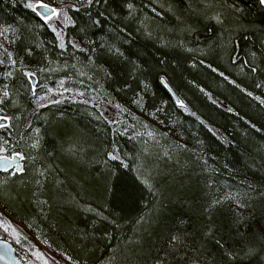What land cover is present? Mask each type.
Wrapping results in <instances>:
<instances>
[{
  "label": "trees",
  "instance_id": "obj_1",
  "mask_svg": "<svg viewBox=\"0 0 264 264\" xmlns=\"http://www.w3.org/2000/svg\"><path fill=\"white\" fill-rule=\"evenodd\" d=\"M39 1L0 0V28L11 25L16 30L0 40L11 39L9 51L18 52L30 70L51 69L37 72L36 91L40 95L48 91L61 101L38 108L34 97L21 94L18 105H8L0 113L15 116L10 129H0V144L11 132L5 154L14 149L32 156L25 173L9 176V172H0V220L14 223L16 218L28 231L17 237L12 229L6 231L0 225V238L12 241L25 264H44L36 256L37 248L56 264H152L164 255L161 249H166L169 234L179 231L187 234L190 245H203V251L211 253L209 259L215 257L218 264H224L216 239L227 241L230 248L239 247L246 229L239 227L238 219L255 227L259 236V224L264 223V200L259 196L249 199L250 207L241 209L239 218L236 205L229 201L209 210L212 199L222 192L264 185V104L255 98H264V87H256L264 82V35L260 31L264 6L259 0H160L159 4L135 0L139 11L125 21L131 37L121 33L132 44L109 39L123 46L142 68L122 65L115 80L102 78L110 55L98 58V67L87 63L91 53L69 47L60 55L64 50L59 49L58 40L53 43V20L51 26L39 28L48 22L25 6ZM43 2L62 6L69 0ZM123 2L112 0L111 8L119 10ZM233 2L244 9L242 14L229 8ZM215 12L222 13L224 24L211 18ZM70 14L78 25L63 22L67 40L82 39L87 46L89 39L108 34L109 25H104L103 32L86 29L85 35L80 32L88 23L85 13L72 10ZM33 41L46 47H36ZM25 46H33L31 56L24 54ZM253 51L257 52L254 60L249 55ZM233 55L238 57L235 63ZM245 60L262 67L253 73ZM8 71H13V77L3 75ZM161 77H166L196 116L179 106ZM23 79L19 66L0 65V86ZM125 81L132 84V90L123 87ZM245 88L254 95L249 96ZM135 93L143 95L141 107L131 104ZM206 93H211V99ZM116 104L130 111L123 112ZM157 108L162 111L149 115ZM92 113L115 117L117 122L97 120ZM36 127L41 129L40 147L33 149L29 145ZM146 130L157 134L163 145L146 138ZM178 144L187 148L177 149ZM113 146L126 157L127 168L105 155ZM166 152L172 158L167 172L150 171L157 161L167 167ZM42 169H48L47 179H42ZM43 200L48 203L41 205ZM209 226L215 239L207 235ZM176 259L169 257V264H176ZM239 264H264V253L255 258L241 253Z\"/></svg>",
  "mask_w": 264,
  "mask_h": 264
},
{
  "label": "snow or ice",
  "instance_id": "obj_2",
  "mask_svg": "<svg viewBox=\"0 0 264 264\" xmlns=\"http://www.w3.org/2000/svg\"><path fill=\"white\" fill-rule=\"evenodd\" d=\"M13 2H15V0H13ZM156 3L159 4L160 0H156ZM111 4L112 0H69L67 5L52 6L48 3H44L43 0H40L39 3L29 2L25 6L29 9H32L33 11H36L38 15L42 17L43 21L48 22V24L41 23L37 25V27L39 28L51 26V21L54 17L68 25L77 26L78 21L73 18V15L70 14L72 10H75L76 13H80L81 11L85 13L88 23H86L84 27L80 28V32H84L85 35L87 34L86 29H95L99 32H103L104 25H109L107 35L100 36L97 39H89L87 42V46L83 45L82 39L77 40L73 38L71 40H67L66 36L63 34V28L61 27L58 29L57 27L53 26L52 31L56 34V40H54L53 43H56L58 40L59 49L64 50L60 52L61 56L64 55V52L67 51L69 47L73 49H78L84 53H91L87 57V63L97 67L98 58L108 57L110 55L111 59L109 60V67L104 68L102 78L105 80H115L116 77L119 75L120 66L131 64L134 70H139L140 68H142V66L138 63V61L132 60L129 54H126V51L123 49V46H118L116 43L109 39V36H112L114 39L123 40L124 44H132V40L130 38L124 39L121 33L126 34L128 37H131V33L128 31V26L125 24V21L135 18L136 13L139 11L137 4L135 3V0H124L123 8L119 10H113L111 8ZM259 4L261 6H264V0H259ZM149 7H151V5H149ZM40 8L48 9V12H39ZM229 8L241 14L244 12V9L240 7L237 2H233L232 4H230ZM124 9H127L126 15L123 14ZM152 11L155 12L156 9L153 8ZM160 14L162 15V13ZM211 18L219 24L225 23V19L219 13H216ZM139 23L144 24L145 22L143 20H140ZM261 23L264 24V21H262ZM15 31L16 30L13 29L11 25H7L4 28H0V38L5 37L6 33L10 36ZM137 31H139V29H137ZM260 31L261 34L264 35V27H262ZM147 35L151 36L152 33L148 32ZM11 43V39L0 40V65L10 64L13 66V68L19 66L25 79L13 80L11 84L0 86V113H3L5 111V107L8 105H18L20 103L21 94L30 95L31 97H34L38 108H46L48 105L60 103L61 101L54 99L48 91H44V94L40 95L36 91L37 85L32 83V81L37 75V72L50 71L51 69L37 68L35 71L30 70L24 64L23 59L19 56L18 52L9 51V46L11 45ZM32 43L36 47H46L45 45H36L35 41H33ZM180 43L183 44V41H180ZM33 50V46H25L23 52L26 56H31L33 54ZM187 51L192 52L194 51V49L188 48ZM201 51L203 52L204 50L202 49ZM233 52H235V48H233ZM249 55L254 60L257 56V52H250ZM237 59V56H231V60L233 63H235ZM112 60H115L116 63L113 64ZM196 63V61L192 62L193 67L196 66ZM200 63H206V61H200ZM244 63L248 64V67L253 73L259 71L262 67V65L253 66L248 62V60H245ZM64 66L74 67V65ZM207 67L212 68L213 66L211 64H208ZM214 71L219 72V69L216 68L214 69ZM3 75L11 78L13 77L14 73L13 71H8L4 72ZM81 75L84 76L86 75V73L81 72ZM220 75L225 76V73L220 72ZM89 78L91 79V77ZM225 78L229 79V77ZM161 79L164 80L165 83H167L166 77H161ZM192 83H195V81H193ZM231 83L236 84L237 82L236 80H231ZM123 87L132 90V84L128 83L127 81L124 82ZM144 87L145 89L148 88L147 83H145ZM256 87H264V82L256 84ZM101 88H103V85H101ZM64 90L68 91L67 88H65ZM201 91L205 90L201 88ZM244 91L247 92L249 96L254 95V93L248 92L247 88H245ZM206 94L211 99V93ZM81 95H83V93H81ZM255 98L259 100L260 103L264 104V98L259 96H256ZM176 102L182 109H184V111L191 112L192 116L197 115L196 112H192L189 109L188 105L185 103L184 100L178 98ZM108 103L111 104L112 101H108ZM163 103L166 104L167 102L165 101ZM131 104L136 105L137 107H141L143 105L142 93H135L134 98L131 100ZM115 108H119L123 112L130 111L127 106H123L120 104H116ZM160 111H162V108H157L155 112H150L149 115L154 116L157 112ZM228 111L233 112L235 111V109L228 108ZM33 112L35 113L36 109H34ZM60 115L62 116L63 113H60ZM92 115L95 116L97 120H100L103 117V119L107 120L109 124H114L117 122L115 120V117H113L112 119H108L106 116H103V113L99 115H97L96 113H92ZM14 119V115H0V129H10L13 126ZM202 123L207 124V121L202 120ZM249 123H251V121H249ZM31 127L32 125L29 124V128ZM133 127L135 126L133 125ZM208 127L211 131L215 132V129L212 128L211 125H209ZM252 127L255 128L256 125L253 124ZM124 131L125 133H127L128 129L125 128ZM34 132L36 136L31 138L32 142L29 146L33 149H38L40 147L39 134L41 132V129L39 127H36L34 128ZM146 134L149 137H152L153 139H155L156 137V134L152 131L146 130ZM161 135L167 134L161 133ZM7 136H11L10 131H8L6 133L5 138H3V144H0V153L9 152L8 146L11 145V141L6 138ZM176 147L177 149H186L187 145L178 144L176 145ZM73 148H75V145H73ZM120 151L121 150L118 147L113 146V150L106 152L105 155L112 161H119L122 167L127 168L129 165L126 162V157L121 156L119 154ZM128 155H131V153H129ZM165 155L170 156V153L166 152ZM23 156L24 153L22 151H16L14 149L12 150L10 155H0V161L3 162L0 163V167H2L4 171L7 172L9 171V165H11L13 168H15V172L10 173L11 175H16L17 173H25L26 169L24 167H22L18 163H12L18 157ZM102 162L107 164V161ZM47 171L48 169L41 170L42 179H47V177L44 175V173ZM144 182L145 184H149V181L147 179H145ZM37 183H40V181H37ZM57 183H59V181H57ZM149 187L151 188L153 186L149 184ZM253 195L259 196L260 199L264 200V185L257 187L256 185L249 184L243 192H232L231 190H229L228 192H222L219 198L214 197L212 199L211 203L209 204V210L213 209L218 205L223 204L224 201H229L236 205V215L239 218L243 215L241 209H248L250 207L249 199H251ZM40 203L41 205H46L48 202L47 200H43ZM88 210L92 211L93 209L89 207ZM40 213L43 215V207L40 208ZM0 215H3V213H0ZM143 219L144 218L141 217V220ZM113 223H115V221H113ZM181 223H184V221H181ZM0 225H3L6 231L11 228L16 233L17 237L23 235V233L16 227V225L10 222L0 220ZM238 225L239 227L246 229L239 247L230 248L228 246L227 241L221 243V240L216 239V244L222 250V258L224 264H239L241 259V253H243L244 257L248 258H255L260 253H264V223L259 224V236H257L256 228L253 227L251 224H246L243 220L238 219ZM247 229H251V231H247ZM186 235V233H182L179 231L176 233L169 234V237L166 241V249H161L164 255L157 256L152 261V264H169V257H177L176 264H218V261L215 257L209 259L211 253L204 252L203 245L199 247H194L190 245L186 239ZM207 235L215 239L214 230L211 226L208 227ZM27 239L28 237L25 236V240ZM36 256L42 259L44 261V264H56V261L54 259H51L50 257L46 256L45 253L39 248L36 249ZM0 258H4L3 253H0ZM67 260L73 261V258L71 256H68ZM29 264H32V262L29 261ZM73 264H76V262L73 261ZM109 264H111L110 261Z\"/></svg>",
  "mask_w": 264,
  "mask_h": 264
},
{
  "label": "water",
  "instance_id": "obj_3",
  "mask_svg": "<svg viewBox=\"0 0 264 264\" xmlns=\"http://www.w3.org/2000/svg\"><path fill=\"white\" fill-rule=\"evenodd\" d=\"M36 12V11H35ZM39 12H48V9L45 8H40ZM38 15V13L36 12ZM39 16V15H38ZM42 19V17H41ZM57 24L64 28L58 21ZM32 83L36 84L38 83L37 78L32 81ZM162 83L166 86V88L169 90V92L172 94L174 99L177 101V99H181V97L173 90V88L168 84L165 83L164 80H162ZM175 93V94H174ZM0 155H5V154H0ZM0 163H3L0 161ZM13 164H20L22 167H24V162H23V157H18L15 161L12 162ZM13 168L11 165H9V171H11ZM7 171V172H9ZM0 172H6L2 167H0ZM0 253H3L4 258H0V264H24V262L21 260V258L17 255L16 249L12 243H10L7 240L0 239Z\"/></svg>",
  "mask_w": 264,
  "mask_h": 264
},
{
  "label": "rangeland",
  "instance_id": "obj_4",
  "mask_svg": "<svg viewBox=\"0 0 264 264\" xmlns=\"http://www.w3.org/2000/svg\"><path fill=\"white\" fill-rule=\"evenodd\" d=\"M216 13H219V14H221L222 15V13L221 12H215L214 14H213V16L216 14ZM146 135V138H148V139H150L151 141H152V143H154L155 145H158L159 146V142H160V144L161 145H163V143L161 142V140L159 139V140H157V137H155V139H153L152 137H149L147 134H145ZM156 136H157V134H156ZM159 141V142H158ZM2 154H5V153H2ZM167 159L166 160H168V159H170V156H167L166 157ZM32 159V156H30L29 155V157L27 156V154H24V156H23V161H24V168L26 169V167H27V164H30V160ZM169 162V164L167 165V167L165 168L162 164H161V162L160 161H157V164H155L154 165V167L150 170V171H152V170H154V169H157V170H165V172H167V170L169 169V165H170V163L172 162V158L168 161ZM28 168H29V166H28ZM12 172H15L14 170H11V171H9V176H12L10 173H12ZM21 174H23V173H21ZM7 212V211H6ZM8 213V212H7ZM9 214V213H8ZM15 219V220H14ZM13 220V222L14 223H12V224H14V225H16V227L22 232V233H26V232H28L27 231V229L25 228V227H23L22 225H20V224H18L17 222H19L16 218H14ZM11 229V228H10ZM14 232V231H13ZM0 239H3V238H0ZM4 240H7V239H4ZM7 241H9L10 243H12V241L11 240H7ZM41 246H42V244H40ZM19 257H21V256H19ZM22 258V257H21Z\"/></svg>",
  "mask_w": 264,
  "mask_h": 264
},
{
  "label": "bare ground",
  "instance_id": "obj_5",
  "mask_svg": "<svg viewBox=\"0 0 264 264\" xmlns=\"http://www.w3.org/2000/svg\"><path fill=\"white\" fill-rule=\"evenodd\" d=\"M53 6V5H52ZM40 17V16H39ZM41 18V17H40ZM43 20V19H42ZM57 21L64 27L63 28V31H65V25L63 22H61L60 20H58L57 18L56 19H53V22L54 24L56 25L57 28H61L58 24H57ZM162 80V79H161ZM167 83L169 84V82L167 81ZM170 85V84H169ZM171 86V85H170ZM166 87V86H165ZM172 87V86H171ZM169 91V90H168Z\"/></svg>",
  "mask_w": 264,
  "mask_h": 264
}]
</instances>
